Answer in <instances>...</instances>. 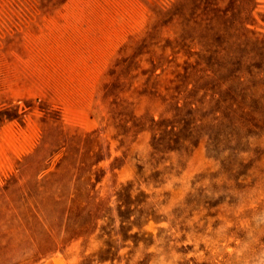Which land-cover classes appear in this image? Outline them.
<instances>
[{"label": "rangeland", "instance_id": "rangeland-1", "mask_svg": "<svg viewBox=\"0 0 264 264\" xmlns=\"http://www.w3.org/2000/svg\"><path fill=\"white\" fill-rule=\"evenodd\" d=\"M0 264H264V0H0Z\"/></svg>", "mask_w": 264, "mask_h": 264}]
</instances>
